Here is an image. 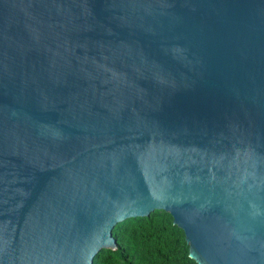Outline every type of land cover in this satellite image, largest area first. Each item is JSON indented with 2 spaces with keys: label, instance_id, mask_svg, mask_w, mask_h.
Wrapping results in <instances>:
<instances>
[{
  "label": "water",
  "instance_id": "95a60500",
  "mask_svg": "<svg viewBox=\"0 0 264 264\" xmlns=\"http://www.w3.org/2000/svg\"><path fill=\"white\" fill-rule=\"evenodd\" d=\"M157 210L196 264H264V0H0V264Z\"/></svg>",
  "mask_w": 264,
  "mask_h": 264
},
{
  "label": "trees",
  "instance_id": "16d2710c",
  "mask_svg": "<svg viewBox=\"0 0 264 264\" xmlns=\"http://www.w3.org/2000/svg\"><path fill=\"white\" fill-rule=\"evenodd\" d=\"M113 235L117 249L102 250L93 264H196L189 258L184 232L165 211L119 223Z\"/></svg>",
  "mask_w": 264,
  "mask_h": 264
}]
</instances>
